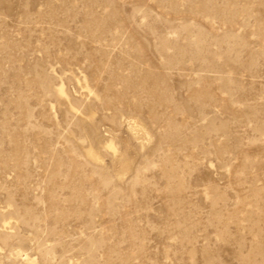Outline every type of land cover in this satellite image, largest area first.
I'll use <instances>...</instances> for the list:
<instances>
[{"label": "rangeland", "instance_id": "374dc122", "mask_svg": "<svg viewBox=\"0 0 264 264\" xmlns=\"http://www.w3.org/2000/svg\"><path fill=\"white\" fill-rule=\"evenodd\" d=\"M0 264H264V0H0Z\"/></svg>", "mask_w": 264, "mask_h": 264}, {"label": "bare ground", "instance_id": "6f19581e", "mask_svg": "<svg viewBox=\"0 0 264 264\" xmlns=\"http://www.w3.org/2000/svg\"><path fill=\"white\" fill-rule=\"evenodd\" d=\"M59 93H60L61 97L66 98V94H65V91L63 89H61ZM130 124L133 126L132 128H133L134 132L138 133V132L143 131V128L135 120L130 121ZM109 148L115 150L114 144H110ZM91 156L97 159L95 154L92 153Z\"/></svg>", "mask_w": 264, "mask_h": 264}]
</instances>
